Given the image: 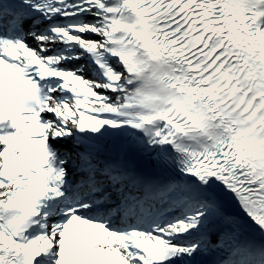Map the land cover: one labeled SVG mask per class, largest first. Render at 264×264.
<instances>
[{"label":"snow or ice","instance_id":"obj_1","mask_svg":"<svg viewBox=\"0 0 264 264\" xmlns=\"http://www.w3.org/2000/svg\"><path fill=\"white\" fill-rule=\"evenodd\" d=\"M0 264H264V0H0Z\"/></svg>","mask_w":264,"mask_h":264}]
</instances>
